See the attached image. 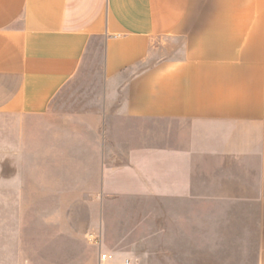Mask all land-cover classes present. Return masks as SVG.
Returning a JSON list of instances; mask_svg holds the SVG:
<instances>
[{"label":"crops","instance_id":"1","mask_svg":"<svg viewBox=\"0 0 264 264\" xmlns=\"http://www.w3.org/2000/svg\"><path fill=\"white\" fill-rule=\"evenodd\" d=\"M21 162L96 210L4 213ZM0 204V264H264V0H0Z\"/></svg>","mask_w":264,"mask_h":264},{"label":"rangeland","instance_id":"2","mask_svg":"<svg viewBox=\"0 0 264 264\" xmlns=\"http://www.w3.org/2000/svg\"><path fill=\"white\" fill-rule=\"evenodd\" d=\"M31 166H34V164H29ZM37 165V164H36ZM25 165V163L21 162V170H20V194H19V200L14 203H3V211L4 213H70L73 211H77V213H90L92 211H95L97 208V205L94 202H68V201H58L53 200V196L49 194V190L47 191L44 186L45 181V171L42 169V163L39 164L40 169H22ZM58 197V196H56ZM247 203H237V202H220L219 200H214L211 203H202L197 202L196 203V212L197 213H205L209 210H211L212 213H220V211H231L234 212L237 207L247 209L246 206ZM116 209L119 211L120 209H123L125 211L129 210H137V211H144L145 209H153L155 208V203H145V202H129V203H116ZM119 209V210H118ZM0 213H1V204H0ZM246 213V212H245ZM118 214V213H117ZM107 215V213H105ZM119 220L121 222L126 221L127 222V230L130 232L133 230L134 233L128 232L125 236H127L128 239H131V243L137 244L139 243V240H141L144 237L143 233V225L144 220H147V225H155V219H145L143 217H130L129 215L127 217H124L123 214L120 213ZM118 219V218H117ZM106 220V218H105ZM200 220H202L200 218ZM215 220L213 219V222ZM202 222V221H201ZM131 226L133 228H131ZM217 234L212 235H206L203 233V231L199 234H197V243H200L201 246L203 244H210L212 245L213 251L212 253H215L217 257L227 254H235L238 252V250H232V251H224L225 247L228 249H231L235 245V243H231V240L229 239L231 237V230H228V234L225 233L229 238L226 241H221L220 239V233L219 230L217 231ZM253 234L255 235L254 231ZM246 236V233H245ZM207 239H211V242H209ZM140 245V244H138ZM248 246L247 244H244V246ZM222 246V248H220ZM244 248V247H243ZM241 251V250H240ZM204 250H197V253L203 254ZM152 257H154V251L152 252ZM246 249H243L240 254L245 255ZM220 262V261H219Z\"/></svg>","mask_w":264,"mask_h":264},{"label":"built area","instance_id":"3","mask_svg":"<svg viewBox=\"0 0 264 264\" xmlns=\"http://www.w3.org/2000/svg\"><path fill=\"white\" fill-rule=\"evenodd\" d=\"M112 259H113V257L111 255L101 254V258H100L101 263L107 262V261L112 260ZM124 264H133V263H132V260L127 259V260H125Z\"/></svg>","mask_w":264,"mask_h":264}]
</instances>
